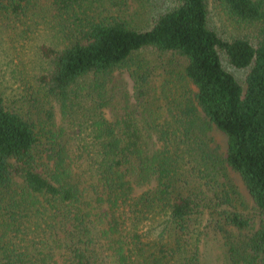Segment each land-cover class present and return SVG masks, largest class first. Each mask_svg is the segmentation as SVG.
Returning <instances> with one entry per match:
<instances>
[{"label":"trees","instance_id":"obj_1","mask_svg":"<svg viewBox=\"0 0 264 264\" xmlns=\"http://www.w3.org/2000/svg\"><path fill=\"white\" fill-rule=\"evenodd\" d=\"M210 226L264 264V0H0V264H202Z\"/></svg>","mask_w":264,"mask_h":264},{"label":"rangeland","instance_id":"obj_2","mask_svg":"<svg viewBox=\"0 0 264 264\" xmlns=\"http://www.w3.org/2000/svg\"><path fill=\"white\" fill-rule=\"evenodd\" d=\"M215 19H217V17ZM217 22L219 23V21ZM213 136L218 144L224 146L225 137L220 132L214 131ZM231 177L241 194V198H243L246 202H249V197L239 177L233 172H231ZM204 225H206V222H204ZM208 229H210L209 234L204 236L205 239L201 242L202 264H229L226 259L227 252L225 248L224 235L217 232L214 227L210 226Z\"/></svg>","mask_w":264,"mask_h":264}]
</instances>
